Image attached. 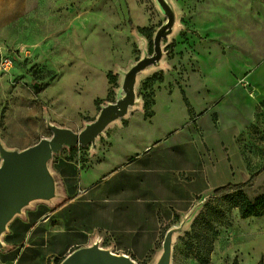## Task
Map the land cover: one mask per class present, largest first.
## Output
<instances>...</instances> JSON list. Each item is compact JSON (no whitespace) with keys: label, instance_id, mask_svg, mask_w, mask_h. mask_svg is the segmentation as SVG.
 I'll use <instances>...</instances> for the list:
<instances>
[{"label":"rangeland","instance_id":"obj_1","mask_svg":"<svg viewBox=\"0 0 264 264\" xmlns=\"http://www.w3.org/2000/svg\"><path fill=\"white\" fill-rule=\"evenodd\" d=\"M38 2L35 14L0 31V57L15 59L0 73V163L3 151L33 149L54 129L86 132L127 97L131 72L156 55L160 35L161 59L134 75V102L110 124L144 119L161 97L174 100L176 93L185 113L177 129L219 132L223 157L234 161V184L264 168V0ZM1 6L23 11L22 0ZM181 115L161 106L158 136ZM243 192L252 201L264 195V171ZM174 225L170 264L264 262V216L244 220L214 193Z\"/></svg>","mask_w":264,"mask_h":264},{"label":"crops","instance_id":"obj_2","mask_svg":"<svg viewBox=\"0 0 264 264\" xmlns=\"http://www.w3.org/2000/svg\"><path fill=\"white\" fill-rule=\"evenodd\" d=\"M22 3L23 11L14 14L0 0V31L40 8L38 0ZM178 96L161 97L151 119L139 117L123 128L109 123L88 145L64 144L53 152L45 164V191L26 196L0 232V264H64L88 249L131 264H163L175 221L197 212L237 176L231 156L223 157L219 132L177 129L185 114ZM161 106L182 115L179 125L158 136Z\"/></svg>","mask_w":264,"mask_h":264},{"label":"water","instance_id":"obj_3","mask_svg":"<svg viewBox=\"0 0 264 264\" xmlns=\"http://www.w3.org/2000/svg\"><path fill=\"white\" fill-rule=\"evenodd\" d=\"M161 36L155 40L156 55L138 65L129 76L128 94L121 102L103 110L99 120L81 135L74 134L70 130L54 129V137L45 139L35 148L25 152L3 151L4 166L0 169V232L6 222L16 212L26 196L45 191V164L58 151L62 145H88L104 130V128L117 117L126 114L129 106L134 102V89L132 79L134 75L145 65H152L161 59ZM171 237L167 242V253L163 258V264H170ZM64 264H131L124 257L113 256L108 252L98 249L82 250L68 258Z\"/></svg>","mask_w":264,"mask_h":264},{"label":"trees","instance_id":"obj_4","mask_svg":"<svg viewBox=\"0 0 264 264\" xmlns=\"http://www.w3.org/2000/svg\"><path fill=\"white\" fill-rule=\"evenodd\" d=\"M140 31L145 32L147 29H140ZM151 37V35L149 36ZM185 103L188 106V101L185 97ZM145 119H151L154 116L153 111H145ZM264 171V168L259 170L257 173L251 175L250 179L244 183L240 184H228L226 186L217 188L214 191V196L216 199H227L235 207L239 209V213L242 219L246 220L249 218H260L264 216V195L258 197L255 200H250L245 194L244 189L251 186L256 177ZM234 264H238L235 260ZM258 264H264L261 260Z\"/></svg>","mask_w":264,"mask_h":264},{"label":"built area","instance_id":"obj_5","mask_svg":"<svg viewBox=\"0 0 264 264\" xmlns=\"http://www.w3.org/2000/svg\"><path fill=\"white\" fill-rule=\"evenodd\" d=\"M14 67V60L9 56L0 57V73L10 72Z\"/></svg>","mask_w":264,"mask_h":264}]
</instances>
